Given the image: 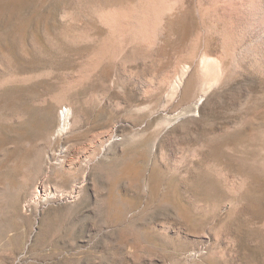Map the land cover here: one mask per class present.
<instances>
[{"label":"rangeland","instance_id":"rangeland-1","mask_svg":"<svg viewBox=\"0 0 264 264\" xmlns=\"http://www.w3.org/2000/svg\"><path fill=\"white\" fill-rule=\"evenodd\" d=\"M146 1L0 0V264H264V68Z\"/></svg>","mask_w":264,"mask_h":264},{"label":"bare ground","instance_id":"bare-ground-1","mask_svg":"<svg viewBox=\"0 0 264 264\" xmlns=\"http://www.w3.org/2000/svg\"><path fill=\"white\" fill-rule=\"evenodd\" d=\"M210 1H212V4L214 3L213 5L215 4L217 5L216 6L217 9L212 5L217 12V13L214 12L217 15V17H215L216 19L213 20L214 16L212 15L213 16L212 20L214 21V25H213L214 28L219 32L218 34H220L222 39L221 40L218 38L219 41L221 40L220 46H222L224 50L225 48L233 49L232 51L230 50L231 52L229 51L230 53L229 55L232 56L231 61L233 60L232 66L238 65L239 60L241 61L244 59L247 61L248 64H250L249 67H253L254 70L255 69L262 70L264 68V0H210ZM175 2H177V0H148L147 2L148 4H146L147 9L145 8V11L147 10L146 14L148 13L147 17L149 22L147 23L150 24L149 26L151 27V32H150L152 33L151 35H157L154 31L157 32L156 28L157 27L160 28L158 26V24H160L159 17L163 15L165 11L167 12V10H169L172 7V5L174 6ZM186 27H187L186 25H181L178 27L177 30L181 33L180 36L182 37L184 36ZM187 31L186 34L188 33ZM151 37L154 38V36ZM151 40L154 41V39ZM222 51L223 50H221V53ZM223 56L226 57V55H224V51H223ZM220 59L221 57L219 58L218 55L217 56L213 55V53L209 50L204 51L200 55L199 60L197 62V66L199 70L197 71L198 72L200 71V74L204 77L203 79L204 82L201 85V87L203 86L202 87L203 92H207L210 89H212V87L214 86L216 87L217 83L219 84V82L217 81L219 80V76L221 72ZM246 61L244 62L246 63ZM183 67L184 68L182 69L181 79L185 74H187L186 72L189 69L188 66L186 67L183 66ZM181 79L179 81L177 80L178 81L177 85L175 84L174 88L171 87L173 90H176V92L180 87L179 85H181L180 84ZM62 115L64 116L65 114Z\"/></svg>","mask_w":264,"mask_h":264}]
</instances>
